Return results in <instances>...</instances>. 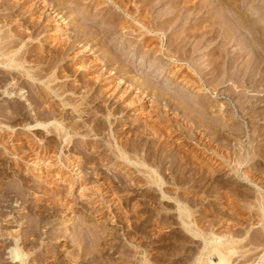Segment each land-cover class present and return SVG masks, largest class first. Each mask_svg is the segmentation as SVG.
<instances>
[{"label": "rangeland", "instance_id": "rangeland-1", "mask_svg": "<svg viewBox=\"0 0 264 264\" xmlns=\"http://www.w3.org/2000/svg\"><path fill=\"white\" fill-rule=\"evenodd\" d=\"M4 1L8 3H3L2 12L7 9L8 4L13 5V3L19 2V0ZM149 1L136 0V3L134 1L129 2L128 6L134 11L132 12L135 16L139 17V21L140 19L142 21L145 17L144 23L149 19V16L154 18V14L159 18L169 12H174L171 14L174 25L172 24L168 31L153 35V32L146 31L138 22L126 18L125 21H128L127 30H118L113 34H107V44L110 46L115 44L118 52L124 54L122 57L123 65H128L126 79L129 80L130 77L132 79L137 76L141 78L140 81L143 84H150V87H153L151 85L154 81L160 89L166 92L170 91L167 92L169 95L173 94L175 97L181 95L183 98L179 96L178 99L181 98L182 100H179L183 103L185 101V104L188 101V103H193L190 99L193 98L194 100L195 97L205 99L207 95L211 97L209 102L216 104L215 108L211 110L213 115L210 113L209 118L214 117V115L218 118L217 116H221L225 110L232 111L231 113L225 112L229 122L222 126L221 137L219 139L215 136L207 137L209 135H203L204 132L201 134L195 128H192L194 131H190L189 136L176 133L170 139L164 136L160 130L158 131L159 128L156 129L157 134H155L153 122L163 119L162 114L168 110H165V108L162 110L159 105L160 115L157 117V115H153V112L150 114L153 107V98L150 99L151 97L147 98V95L141 94L143 90H136L135 94L139 93L138 96L134 95L136 99H131L128 96L129 94L118 93L120 90L108 86L106 82L109 81L97 82L98 75L90 69L88 63H93L98 56H101L102 52V54H106L104 53L105 48L104 51L99 53L100 55H96L97 57L89 52H81L79 55L72 52L68 53L64 60H61L57 65L56 76H58V82L56 81V83L64 84L68 92H76V104L80 103L81 96L85 98V94L91 89L89 94L91 97H86L89 100L88 102L82 101L78 108L76 104L69 105L70 107L67 106L66 108L63 107V102L59 98L54 97L53 94H47L46 90L48 88L46 89L47 86L43 84V88H41V84L40 87L35 86L34 90L30 85H26L25 88L26 91L28 90V94L32 93L37 97L44 96L46 102H48L47 106L45 105L46 107L50 106L51 103L58 104L56 106L58 109L62 107L60 112L64 113L65 117L67 116L64 118V124L67 126L70 123L69 131L74 127L76 121L79 122V118H81L80 123L85 126L82 125L84 128L79 133L71 131L72 134L66 138H69L70 143H64L55 134L47 133L44 129L41 132L35 131V129H25L24 125L30 121L28 118L21 117L14 121L0 119L4 123L0 124V264H20L9 255L17 242L22 247L23 252L27 253V257L24 259L28 264H199L207 258L210 252L209 248L212 245L209 237L211 235L228 236L229 241L233 239L231 242H234V246H232L234 251L237 252L235 254L237 257H234L233 260L237 258L235 260L236 264H263L260 259L264 254V212L256 206V199L259 194L264 195L263 110H261V114L256 116L258 131L255 127H248L247 124V119L254 115L251 110L253 109L252 106L258 104L257 96L261 95L260 91L249 93L255 98L244 103V108H247L244 113L241 112L243 116L245 115V120L235 111L236 107L229 96V86L220 87L223 95L221 92L216 97L211 95L205 82L211 76L204 77L203 72L207 73L212 67L209 56L213 50L215 49L217 55L215 57H218L221 50H225L223 35L217 39L209 38V35H205L206 37L204 36L203 39L200 37L196 41L192 39L187 50L189 52L195 49L198 50L194 56L195 62L192 60L187 62L182 59L175 61L166 57L164 53L155 54L153 52L160 49V47L163 48V51H166L169 37L177 36V34L184 37L185 28L194 25V27H201L203 24H208L212 21L214 14L237 17L236 11L216 4L208 6L209 9L205 8L198 14L193 9L197 3L208 4L211 0ZM71 2L68 8L72 7V12L75 9L74 16L85 10L89 12L88 14L92 12L96 16L97 11H94V4L96 2L99 4L105 3L99 8L105 9L103 13L96 16L97 18L94 17L98 23H102L99 24L100 28L107 26V28H110V25L107 23L104 25L103 22H110L109 16L111 17V14L118 10V7L108 0H72ZM178 2L181 5L180 7L183 6V9L181 8L179 11L176 10V7L173 9ZM239 2L241 3L239 12H242V14L264 10V0H239ZM30 4L32 3H28L26 7L29 8ZM4 5L6 6L5 9H3ZM146 6L147 10L145 9ZM153 7L156 9L154 10ZM189 7L192 9L190 10ZM27 9L25 10L28 11V14L25 17L28 21L32 18L36 21L37 18L46 27L51 25L47 27L48 29L45 26H43L44 28L39 27L36 41L31 42L26 39L32 44H29L30 47L35 48L30 59V61H33L31 65H34L38 57H41L44 62V58H49L47 51L51 52L50 50H52L49 55H53L55 48H61L60 46L64 43L63 39L67 36L60 38L61 32L56 29V26H53V23L48 22L49 24H46V21L43 22V19V21L39 19L40 14L38 13H35V15L33 13V16H31V10ZM176 11L181 15L178 13L180 16L178 14L176 16ZM143 12H146V16H149L146 17ZM119 13L122 17H119V20L116 17V23L122 24L121 20L124 21V14L121 11ZM27 16L30 18L28 19ZM188 16L190 17L188 18ZM13 20H19V18ZM28 21H22L21 24L31 25ZM158 21L160 22V20L155 22L159 23ZM147 22H150V20ZM32 23L37 22L32 21ZM17 24L21 26L19 23L10 22V25L8 23L9 28L6 27V29H10L13 34L20 33L23 28L20 29ZM145 24L150 25V23ZM227 26L225 27L227 28ZM107 28H105L106 32L104 34L108 33L107 30L110 32V29ZM72 31L68 30L69 33ZM39 32H42L40 37H38ZM223 34L225 36V33ZM235 37L237 38H235L233 44L226 48V50L230 49L232 51L230 57L236 56L244 39L246 40V37H249V33L243 31ZM172 48L176 53L177 49H174L176 47ZM247 59H249V56L246 57ZM246 60H240L238 68H242ZM235 70L233 69V71ZM12 71L13 69L2 65L0 66V77H12ZM15 73L18 74L20 71H15ZM22 76L24 75L21 72L19 77L25 79ZM87 82L91 83L92 88L87 85ZM128 85V83L126 85L122 84L121 87L127 89ZM85 86H89V89H86ZM77 93L81 95H77ZM139 96L145 101L140 100ZM97 97H99L98 100ZM11 100L16 101V98ZM85 102L86 104H84ZM23 103L25 102L23 101ZM0 104L9 105L10 99L0 97ZM263 106L264 104L260 106V109H264ZM117 107H120L119 110L123 113L118 114L119 116L116 114L110 117L109 112L112 111V108L116 112ZM107 109L111 110L108 112ZM170 115L173 120L175 117L177 118L175 119V121H178L177 125L180 123L188 124L183 117L176 116L175 112L171 111ZM110 118L119 121L114 125L115 128H112L113 131L109 128L108 121ZM135 125H141L142 128L138 131L134 129ZM160 126L166 127V130L168 128L167 131L170 130L169 132L173 130V126L168 121L162 122ZM189 127L191 128L190 124ZM252 133L255 136L259 135L257 140L254 141L253 148L257 152L255 160L262 163L260 167L262 173L257 169V165H253L250 157L238 166V172L233 170L232 172V165L235 163L232 162L235 157L234 152L239 151L241 154L248 155L247 152L252 146L249 134ZM234 136L239 138L238 143ZM211 139H213L212 142ZM117 142L136 143L138 152L141 154L138 161L146 165L145 168L142 167L143 165H139V167L132 166L129 162L117 160L110 150V146ZM202 142L210 144L212 148H216L223 155L230 156L232 154V164L226 168H222L224 166H214V169L217 167L216 170L219 172H215L214 176H210L198 169L200 167L197 164L201 160H209L210 158H207V155H203L202 152L197 153L199 159H197L198 161L195 160L197 162H195V166H191L188 162L181 164L171 161L175 155L185 157V153L192 151L193 154L196 153V145ZM66 143L69 144V147ZM240 144L243 146L242 150H240ZM38 146H44L52 152L56 151V153H54V156L51 153L52 157H49L45 156V152L40 149L38 151L41 152V156L39 155V158L34 157L31 149ZM6 147L7 149L9 147L10 151L6 150ZM58 157L63 160L66 159L63 164L67 161V167L63 166L61 162H57ZM153 169H157L166 178L167 183L162 188L153 186V178L151 176V179L149 176ZM244 172L257 176V179H260L257 180L258 186L253 184L249 178H246ZM79 177L85 184L83 187L80 186L82 184H78L76 180V182L74 181V178L80 180ZM261 178L262 182H260ZM96 191H99L105 199V204L99 202V199H95L94 193ZM179 205L188 207V210H191L193 213L191 229L197 230L198 228L202 234H205H203V237L195 236L184 227ZM227 240L226 238L224 240L226 244ZM241 252L244 255L247 253V256H243ZM240 255L242 258H238ZM248 255L252 258H248ZM212 256L213 260L216 259ZM244 259H250V261L246 263ZM234 263L232 262V264Z\"/></svg>", "mask_w": 264, "mask_h": 264}, {"label": "bare ground", "instance_id": "bare-ground-1", "mask_svg": "<svg viewBox=\"0 0 264 264\" xmlns=\"http://www.w3.org/2000/svg\"><path fill=\"white\" fill-rule=\"evenodd\" d=\"M71 1L72 0H19L18 3H15V4L13 3V5L8 4L9 6H7V9H5L6 6L4 5L5 7L3 6V9H5V10H3V12H2V5H3V3L5 4L6 1L0 0V66L4 65L7 68L13 69V71H12L13 76L12 77H8V78L4 77V76L0 77V97H3V98L5 97V98L10 99L9 105L8 104H5V105L0 104V119L4 118L7 120L14 121V120L21 118V117L28 118V120H30V121L24 125L25 129L26 128L27 129L28 128L29 129H35V131L37 130L40 132L43 131V129H44V130H46L47 133L55 134L58 138L63 140L64 143L65 142L70 143L71 141L69 140V138L68 139H66V138L72 134L71 131L79 133V131L81 129H83L85 126L83 123H80L81 118L78 117L80 119V121L79 122L76 121V124L75 125L73 124L74 127H72V129L69 131V128H70L69 124L70 123L67 126H65V124H64L65 123L64 118H66L67 116L65 117L64 113L60 112L61 111L60 109H62V107L60 109H58V108H56V106L58 104L54 105L52 103L50 106L46 107L48 102H46V99L44 98V96H38L37 97V96H34L32 93L28 94V90L26 91L25 87H26V85H30L34 90L35 86L40 87V84H41V88H43L42 86L45 85V86H47L46 89L48 88L46 90L48 93L47 92L46 93L48 95L53 94L54 97L59 98V100H61L63 102L62 103L63 107L67 108V106H69V105H71V106L75 105L77 102L76 101L77 98H75L76 92L75 91L74 92H68V90L66 89L64 84L56 83V81L58 82V76H56L57 75L56 74V68L58 67L57 65L59 64V62L61 60H64V57L67 56L68 53H70V52L77 53L78 55H79V53L81 54V52H89V53H91V55L96 56L97 54H99L105 50L104 53H106V54H102L103 53L102 52L101 56H98V57L96 56L97 59L93 63H90V62L88 63V65L90 66V69L93 70L94 73L98 75L97 82L98 81H100V82L109 81V82H106V83H108L107 84L108 86L112 87L115 90H120V92H118V93L129 94L128 96L131 99H136L134 95L138 96L139 93L135 94L136 90H143L142 91L143 93H141V94L147 95V98H149V97H151L150 99L153 98V107L150 110V114H152V112H153V115H157V117L160 115V112L158 111L159 105H160V107H162V110H163V108H165V110H168L167 112H164L163 114L161 113L162 114L161 117H163V119L161 117L160 118L162 120L160 119V121L158 120L157 122H153V130L155 131V134H157L156 129L159 128L158 131L160 130V132H162L164 134V136H166V137H168V139H170L172 137V135L176 134V133H180L181 135H184V136H187V135L189 136L190 131L193 130L192 128H195V130H199L201 132V134H203V132H204L203 135H205V134L209 135L207 137L215 136L217 139H219V137H221L222 126H225L226 124H228L227 122H229L228 121L229 119L226 118L225 112L231 113L232 111L230 112V111L225 110L224 112H222L221 116H217L218 118H216L215 115H214V117L209 118L210 117L209 114L211 113V110L215 108L216 104L214 105L212 102H211L212 103L211 104L209 102L211 97H209L207 95H206L205 99H202V97L201 98L195 97L196 99H194V100H193V98H192V100L190 99V101H193V103L192 102L188 103L189 101L188 102L186 101L188 104L187 103L185 104V101L183 103L181 101L182 100L181 98H179L181 100L178 99L179 96L182 97L181 95L178 94L179 95L178 97L173 96L172 93H171L172 95H169L168 93L170 91H167L168 92L167 93L165 90L160 89V87L157 86L158 84H156L154 81H153V84L151 85L153 87H150V84H143L142 81H140L141 78H138L137 76H134L132 79L130 77L129 80L126 79L127 74H128V72H127L128 70H126V68L128 65H123L124 61H123L122 57L124 54L122 55L120 52H118L117 46L115 44H113V46H110L107 44L108 43L107 42V39H108L107 34H109V33L113 34V32H117L118 30H120V31L127 30L126 27L128 26L127 25L128 21H125V20H127L128 18L132 19L135 22H138V24H140V26H142L144 29H146V31H148L150 33L153 32V35H157L162 31L163 32L168 31V29H170L172 27V24H173V17H171L172 16L171 14H173L174 12H169L166 15H163V17L160 16L159 18L157 16H155V14H154V18H151L149 15H148L149 16L148 17V16H146L147 15L146 12H143V14L145 13V16L149 18V19H147V21L150 20V22H147V21L145 22L147 24L150 23V25L148 24L149 25L148 26L144 23L145 17L142 19L143 22L141 21V19L139 21V17L137 18L135 16V14L133 13L134 11L131 10V8L128 6L129 2H132V1L135 2L136 0H119V1L118 0H108L113 5L117 6L118 10L116 12H113L111 14V17L109 16V19L111 20L110 22H103V23H105L104 25H106V23L108 25H110V28H107L108 26L105 27L107 29H110V32H109V30H107L108 33L104 34L106 32L105 31L106 29L100 28L99 24H102V23H98V21H96L95 18H97L96 16L100 15L101 13H103V10H105L104 8L99 9L105 3L99 4L96 2V4H94V11H97L96 16L94 14H92V12H91V14H88L89 12L87 10H85L83 12H79V13H77L76 16H74L75 15V12H74L75 9L73 10V12H74L73 13L71 11L72 7L68 8L69 7L68 5H70L72 3ZM149 2H151V0ZM6 3H8V2H6ZM28 3H32V4H30L29 8L26 7V5ZM90 3H92V2H90ZM182 4H184V3H182ZM214 4H216L217 6L222 5V7L226 6L228 8H232L233 10L236 11L237 17L230 16V15L226 16L224 14H220V15L214 14L212 17L213 18L212 21L208 22V24H203L201 27H197V26L194 27L195 25L194 26L192 25L193 27L185 28L184 32H183L185 35L184 37L181 35H178V34H177V36L169 37L168 47H167L166 51H163V48L160 47V49H158L157 51H153V52L155 54L156 53L157 54L158 53H161V54L164 53L166 57H168L172 60H175V61L182 59V60L187 61V62H189L190 60L195 62L194 56L198 52V50H196V49L192 50L191 49L192 52H189V50H187V47L191 43L190 41H192V39L193 40L195 39V41L200 37H201V39H203V37L205 35L206 36L209 35L208 36L209 38H212V39L216 38L217 39L218 37H222V35H223V37L225 38V42H224L225 45L224 46L227 48V47H229V45L233 44L234 40H236L235 38H237V37H235V36H237L238 34H241V32H243V31L249 33V37H246V40L244 39V41L242 40L243 43H242L241 47L239 46L240 48H239L238 52L236 53L237 57L236 56L230 57L229 55H231L230 52H232V51H230V49L226 50V48H225V50L223 49V51L221 50L219 52L220 54L218 53L219 54L218 57H215L217 55H216V52L214 49L213 52L211 51L212 53L209 56V62L212 65L211 69L207 73L205 71H204L205 72L204 73L202 70L201 71L199 70V71L203 72V74L205 75L204 77L211 76L209 78V80H205V82L207 83V86L209 87L208 90L211 92L212 96L216 97L217 95H219V93L222 91L221 90L222 88H220V87H223V86L224 87H227V86L230 87V88L228 87L229 88L228 90L230 91L229 96L233 100V103L236 107L235 111L237 112V114H239V116L241 118H244V116H245V115L243 116L241 111H243V113H244L245 109L247 108V107L244 108L245 101H249L251 99L253 100L255 98L254 96H252L249 93H251V91L252 92L253 91H260L261 95H259V96L256 95L258 97V98L256 97L258 100L257 101L258 104L257 105L253 104L254 106H252L253 109L251 111L253 112L254 115H251V117L247 119L248 120V123H247L248 127H251V128L255 127L258 131L259 128H257L258 124L256 121V116L262 113L261 110H263V112H264V109H260V106L262 104H264V10H256V12L253 11L254 13H251V14H248V13L242 14V12L241 13L239 12V8H241V5H240L241 3L239 2V0H211L210 3H208V4L199 2L193 7V9L198 14V13L202 12L203 9L204 10H205V8L209 9L208 6L210 7ZM157 5H156V7H157ZM180 6L181 5H179V2H178V4L176 6L174 5L173 9L175 7H176V10L178 9L177 11L181 10V8L183 9V6L182 7H180ZM217 6H215V7H217ZM226 7H223V8H226ZM27 8L31 10L30 11L32 13L31 16H33V13H34V15H35V13H38V14H40L39 15L40 20L43 19L44 21L43 20L42 21L43 22L46 21L45 22L46 24L53 23L54 24L53 26H56V29H58L59 32H61L60 38H64L65 36H67L66 38L63 39L64 43L60 46L61 48H59V49L55 48V50H53L55 52L52 53L53 55H49L52 52V50H50L51 52L47 51L49 58H47V59L44 58V60H45V62H44L41 57L40 58L38 57L37 60L35 61L34 65H31V63L33 61H30V59L33 55L32 53H33L35 48L33 49V46L31 48L30 45H32V44H30L26 39H29V41L32 42L33 40L36 39L37 32L39 31V27L42 28L43 26H45V28H47V27H50L51 25L50 26L48 25L46 27V25L45 24L43 25V23L40 22L39 20H37V18H36V21L33 18H32L33 20L30 19V21L32 20V21L37 22V23H32V21L31 22L28 21L25 17L28 14V11L26 12V10H25ZM146 8H147V6L145 7V9ZM110 9H112V8H110ZM155 9L156 8H154V10ZM191 9L192 8H190V10ZM120 11L123 12V14H124L123 15L124 21L121 20V22H123L122 24H118V22L116 23V17H117V19L119 17H122V15H120L121 13H119ZM177 11H176V16L179 13V12L177 13ZM195 11H194V14H195ZM18 12H20V13L18 14ZM208 12H210V11H208ZM153 13H154V11H153ZM191 14H193V13H191ZM191 14H190V16H191ZM197 14H195V15L197 16ZM217 14H219V13H217ZM90 15H92V16H90ZM141 16H144V15H141ZM190 16H188V18ZM27 17H28V19L30 18L29 16H27ZM79 17H80V19H78ZM192 17H194V16L192 15ZM14 18L15 19L19 18V20H13ZM113 20H114V22H113ZM151 20H153V22H151ZM157 20H160V22L158 21L159 23H156L155 21H157ZM22 21H28L29 23H31V25L28 24V25H30V26H28L24 23L21 24ZM10 22H16V23L21 24V26H19L18 24L17 25L20 27V29L23 28V30L20 33L13 34L12 31L10 29H8ZM38 22H40V23H38ZM80 22H81V24H80ZM8 23H9V25H8ZM233 23H234V25H233ZM69 26H71L72 28ZM225 26H227V28ZM6 27H8L7 28L8 30L6 29ZM68 30H73V31L71 33H69ZM40 33H42V32H39L38 37L41 36ZM223 33H225V36ZM140 34H141V32H140ZM140 41H141V39H140ZM239 43H240V41H239ZM172 47H176V48H174V49H177L176 53H175V51L172 50L173 49ZM171 50L173 53L171 52ZM44 51H46V50H44ZM54 54H55V56H54ZM177 54H179L180 56H178ZM247 56H249V59L246 60ZM244 59L246 60V62L244 61L243 67L238 68L239 67V65H238L239 61L240 60L243 61ZM194 62H193V64H194ZM240 64H242V63H240ZM40 67H43V68H40ZM233 69H236V70L233 71ZM14 70L20 71V73L22 72L24 75L22 77H24L25 79H22L21 77H19L20 73L16 74ZM129 70H130V68H129ZM131 70H133V69H131ZM231 70H232V72H231ZM126 72H127V74H126ZM133 72H135V71H133ZM124 74H126V76H124ZM203 74H200V75H203ZM217 81H219V82L216 83ZM127 83L129 84L128 88L123 89L121 87L122 84L126 85ZM90 84H91L90 82L89 83L87 82V85H90ZM82 85H84V84L82 83ZM85 87H87V86H85ZM157 87H159V88H157ZM83 88H84V86H83ZM90 88H92V86ZM37 89H39V88H37ZM86 89H89V86ZM33 90H31V91H33ZM201 91H203V90H201ZM229 91H227V92H229ZM90 92H91V89H89L87 91V94H85V98H83V96H81L82 99H79V97H78V99L81 102L82 101L88 102L89 100H87L86 97H91V96H89ZM94 92H96V91H94ZM78 94L79 93H77V95ZM81 94H82V92H81ZM81 94H79V95H81ZM42 95H43V92H42ZM222 95H223V93H222ZM13 98H16V101H12L11 99H13ZM138 98L140 100H143L141 98V96H139ZM98 99H99V97H97V100ZM95 100H96V98H95ZM100 100H102V99H100ZM23 101L25 103H23ZM61 101H59V102H61ZM143 101H145V100H143ZM17 102H19V103H17ZM80 103L76 104L77 108H78V105ZM84 104H86V102ZM58 107H60V106H58ZM119 108L118 107L116 108V110L118 109L116 112H114L115 109L113 111V108H112V111H110L111 109L110 110L107 109L108 112L110 111L108 115L111 117L113 115H116V114L118 115L120 113H123V111H120ZM262 108H264V106ZM98 109H99V107H98ZM75 110L77 111V109H75ZM62 111H64V110H62ZM171 111L175 112L176 116L183 117L184 120L188 124L185 125V123L183 122L184 124L180 123L177 125L178 121H175V119H177V118L175 117L174 120H173V117L171 118V115H170ZM262 114H264V113H262ZM149 116H151V115H149ZM227 117H228V115H227ZM73 120H74V118H73ZM243 120H245V118ZM117 121L118 120H116V119L111 120V118L108 121L109 128L111 129V131H113V129L115 128L114 125L116 124ZM164 121L170 122L171 125L173 126V130L171 129L172 130L171 132H169L170 130L167 131L168 128L166 130V127L160 126L161 123ZM71 122H73V121H71ZM108 123H106V124H108ZM118 123H119V121H118ZM0 124L2 125L4 123H2V121L0 120ZM189 124H190L191 128L189 127ZM82 125H84V126L82 127ZM141 128H142V126L138 125L134 129L139 131ZM147 128H148V126H147ZM164 130H165V132H164ZM80 135H81V133L79 134V136ZM258 136L253 135V133L249 134V138H250V142H251L252 146L249 148V152H247L248 155H245L243 153L241 154V153H239V151L234 152L233 155L235 157L234 158L232 157L233 159L231 158L232 154H230V156L229 155H223L222 152L220 153L216 148H212L210 146V144L204 143V142L198 143L196 145L197 152L194 154L192 151L190 153L189 152L185 153V157L183 155H182V157H179V155H175L174 158L172 156H169V157L173 158L171 160L173 163L179 162L182 164V163L188 162L191 166L192 165L195 166L197 163L195 160L199 159V157H198L199 155L197 153L202 152L203 155H207V158H209V157L210 158H209V160H207V159H205L203 161L201 160L199 162V164H197L200 167L198 169H200L199 170L200 172L208 173L210 176H214V174H216L215 172H219L216 170V168L218 166L219 167L224 166L222 168H226V167H229L232 164V162H235V163H234V165H232L231 171L233 170L234 172H238L239 171L238 166L242 165L244 162H246L247 158L250 157L253 165H257L258 166L257 169L259 170V172L262 173V169H260L262 163L255 160L257 158L256 157L257 152L253 148L254 141L257 140ZM80 138H82V137H80ZM227 138L229 139L230 137H227ZM235 138H234L235 142L237 139V143H238L239 138H236V139ZM210 141L212 142L213 139H211ZM87 144H89V143H87ZM67 145H68L67 147H69V144H67ZM110 148H111L110 150H111L112 155L115 156V158L117 160H120V161L123 160L125 162H129V164L132 166H138L139 167V165H143L142 167L145 168L146 165H144L140 161H138L139 160L138 158L140 157L139 155H141V154L138 152L139 150L137 149L136 143L132 144L131 142H127V143H124V142L118 143L117 142L116 144L110 146ZM40 149L45 152V156L52 157V156H54V153H56V151L52 152V150H49V148L47 149L44 146H42V147L38 146L37 148L31 149V153H33L34 157L37 156V158H39V155L41 156V154H40L41 152L38 151ZM242 149H243V146L240 144V150H242ZM6 150H9V147H8V149L6 147ZM156 151H159V150H156ZM51 153H53V155ZM258 154H259V152H258ZM158 155H160V154H158ZM157 159H159V158H157ZM231 159H232V162H231ZM65 160H63L61 157L57 158L58 163L61 162L63 164V162ZM229 160L231 163L229 162ZM77 163H79V162H77ZM64 165L65 166L67 165V161L65 162V164H63V166ZM216 165H217V167L214 169V166H216ZM186 166H188V165H186ZM152 173L149 174V176H150V178H151V176L153 178V180H152L153 186L162 188L163 185L167 183V181H165L166 180L165 176L163 177V174H160V172L157 169H153ZM244 175L246 176V178H249V180L253 184L258 186L257 180L259 181L260 179H257V176L249 175L246 172H244ZM262 176H260V177H262ZM79 179H80V177H79ZM75 180L78 182V184H82L80 186L83 187L85 185L81 179L78 180L77 178H74V181ZM260 182H262V178H261ZM94 195L93 196L96 197L95 199H99L98 200L99 202H101L102 204L106 203L105 199L101 196L99 191H96V193H94ZM256 200H257V202H256L257 208L259 210H261L262 212H264V195L262 193H260ZM179 206H180L179 209L181 211V219L183 220V222L182 221L181 222H182V224L184 223L183 224L184 227L186 229L190 230L191 233H193L195 236L203 237L205 234L203 233L204 234L203 235L201 233V231L198 230V228H197V230H194V228L191 229V224H192L191 218H192V214H193L191 212V210H188L189 209L188 207L186 208L185 206H183V207H181V205H179ZM193 224H195V223L193 222ZM227 237L226 236L219 237L216 235H211V237H209V238H211V240L210 239L209 240H210V244L212 245V246L209 245L211 247V248H209L210 252L207 250L209 252L207 258L203 261L201 260L202 262L199 264H232V262L234 263L237 258H235V260H233V258L237 257V256H235V254L237 252L234 251V247H233L234 242H231V241H233V239L231 241H229L230 238L228 237V240H227ZM225 238L227 240V244L225 243L226 241H224ZM17 243H16V246L11 250L9 255L11 256V258L14 261L20 262V264H28L27 261L24 259L25 257H27V253L25 254L23 252L22 247L19 246ZM212 254H214V255L212 256ZM242 255L247 256V253H245V255H244V253H242ZM211 256L214 258L216 257V259L213 260L211 258ZM238 258H242L241 255L238 256ZM248 258H252V256H249ZM260 260L264 264V254L262 255V258ZM245 261L247 263L250 261V259L245 260ZM234 264H236V262Z\"/></svg>", "mask_w": 264, "mask_h": 264}]
</instances>
